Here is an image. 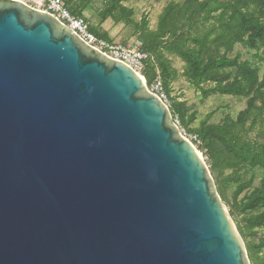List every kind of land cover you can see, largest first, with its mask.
Here are the masks:
<instances>
[{"label": "water", "instance_id": "1", "mask_svg": "<svg viewBox=\"0 0 264 264\" xmlns=\"http://www.w3.org/2000/svg\"><path fill=\"white\" fill-rule=\"evenodd\" d=\"M0 264H250L201 153L145 78L9 1Z\"/></svg>", "mask_w": 264, "mask_h": 264}, {"label": "trees", "instance_id": "2", "mask_svg": "<svg viewBox=\"0 0 264 264\" xmlns=\"http://www.w3.org/2000/svg\"><path fill=\"white\" fill-rule=\"evenodd\" d=\"M63 1L72 15L86 20L85 5ZM100 15L101 23L112 19L134 29L151 58L144 71L147 85L161 78L172 117L178 119L182 130L197 138L194 145L198 144L207 158L217 193L245 243L250 264H264V177L253 189V179L245 182L242 174L246 169L264 172V141L250 137L256 132L264 140V75L240 55L229 57L240 45L254 51L264 63V0L172 1L158 16L154 30L146 17L136 22L133 11L120 0H112ZM90 32L110 40L97 26L90 24ZM173 59L183 63L181 73ZM180 77L200 91L203 99L215 95L241 98L246 100V108L235 120L227 117L221 124L206 120L195 125L198 112L170 96ZM232 187L236 190L229 201ZM256 230L263 233L259 240H255Z\"/></svg>", "mask_w": 264, "mask_h": 264}, {"label": "rangeland", "instance_id": "3", "mask_svg": "<svg viewBox=\"0 0 264 264\" xmlns=\"http://www.w3.org/2000/svg\"><path fill=\"white\" fill-rule=\"evenodd\" d=\"M67 1V0H66ZM76 4H83L86 6V10L83 13V17L89 21L91 25L97 26L103 33L107 34L111 41L121 43L123 45H131L136 41H139L134 33V29L124 23L115 24L112 19L106 20L101 23L100 13L106 9L112 0H73ZM121 5L132 10L134 13L133 19L139 22L143 17H146L149 21V27L154 30L157 24V18L162 12L163 8L169 2L181 3L184 0H120ZM254 51H249L240 45H237L233 52L229 54V57L233 58L237 55L241 56V60H248L259 69V74L262 77L264 75V63H260L255 57ZM174 66L182 72L183 63L179 59H173ZM172 98H176L179 102H187L189 106H192L194 111L198 112L197 121L195 125H199L202 121H209V124H221L227 117L236 119L238 114L246 108V100L236 97H226L215 95L208 99H203L200 91L196 90L191 84L180 77L177 82L173 83L171 87ZM189 135V134H188ZM252 139H256L257 142L263 143V139H259L256 132L250 135ZM196 150L201 153L204 162H207V158L204 157L203 152L200 150L198 144L194 145ZM243 179L245 182L253 179V189L257 188L261 180L264 177V172L260 169H246L243 173ZM236 187H232L228 192L229 201L232 200V196ZM243 198V195L240 199ZM228 210V208H227ZM257 237L255 240L262 238L263 233L260 230L255 231ZM264 256V252H263Z\"/></svg>", "mask_w": 264, "mask_h": 264}, {"label": "built area", "instance_id": "4", "mask_svg": "<svg viewBox=\"0 0 264 264\" xmlns=\"http://www.w3.org/2000/svg\"><path fill=\"white\" fill-rule=\"evenodd\" d=\"M9 2H21L37 11L50 14L60 21V23L77 35L80 40L88 46L99 51L104 56L117 62L127 65L134 70L139 76L144 77L146 64L151 60L150 55L143 51L142 42L136 41L131 45H123L111 40L97 38L90 32V24L83 18L71 14L63 0H0ZM147 85V83H146ZM147 88L150 93L158 97L167 107L169 100L164 91L163 82L157 77L154 82ZM170 109V108H169ZM174 124L180 128L181 134L193 145L197 143V138L188 135L180 127L178 119H174ZM199 143V142H198Z\"/></svg>", "mask_w": 264, "mask_h": 264}]
</instances>
